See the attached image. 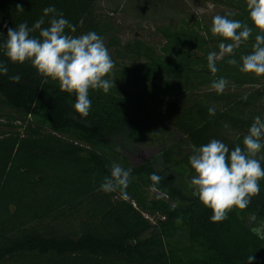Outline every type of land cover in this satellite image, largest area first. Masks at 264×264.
Here are the masks:
<instances>
[{"label": "trees", "instance_id": "trees-1", "mask_svg": "<svg viewBox=\"0 0 264 264\" xmlns=\"http://www.w3.org/2000/svg\"><path fill=\"white\" fill-rule=\"evenodd\" d=\"M99 1L0 0V44L8 28L31 27L53 6L75 25L70 34L100 35L114 61L112 88L90 89L92 106L81 117L75 94L45 81L30 62L11 63L0 49L8 68L0 73V264H248L251 255L252 264H264V239L252 231L264 221V180L249 207L222 222H212V211L188 194L193 146L212 139L242 146L254 118H264V76L239 70L257 31L236 50L238 65L226 56L213 76L207 56L221 39L211 26L189 18L159 30L160 47L122 43ZM208 1L252 26L246 0ZM17 74L18 83L10 79ZM221 77L228 85L217 94L210 85ZM146 142L159 143V153L131 166L125 149ZM257 158L264 167V149ZM113 163L132 170L127 199L99 190ZM152 173L161 177L158 191Z\"/></svg>", "mask_w": 264, "mask_h": 264}, {"label": "clouds", "instance_id": "clouds-1", "mask_svg": "<svg viewBox=\"0 0 264 264\" xmlns=\"http://www.w3.org/2000/svg\"><path fill=\"white\" fill-rule=\"evenodd\" d=\"M246 8L252 26L241 20L230 19L229 14H218L212 18L211 34L221 39L219 51H212L207 56V67L213 76L219 71L217 62L226 56L232 57L227 60L229 65H238L234 58L236 50L249 41L254 29L257 31L255 42L250 53L240 56L239 70L258 77L264 76V0H246ZM16 10L24 12L21 4H17ZM49 16L47 26H44L45 17ZM75 31V25L65 19L63 13L49 6L43 9V15L31 27L27 22H22L15 28H8L0 49H3L11 63L30 62L45 81L50 79L58 82L61 92L75 94V112L87 117L92 106L90 89L107 93L113 86V81L107 77L114 68V61L100 35L94 31L79 36L70 34ZM37 32L38 35H33ZM0 73H8L3 62H0ZM20 78L18 74L10 77L17 83ZM227 85L228 81L221 77L214 79L210 87L217 94H223ZM208 112L214 115L215 108H209ZM225 127L228 125L225 124ZM262 149L264 118L260 116L254 118L243 137L242 146L237 144L230 149L218 139H212L199 147L193 146L189 165L194 175L191 176L189 187L193 190L192 195L212 211V222L228 219L233 209L248 208L252 199L260 194L259 182L264 180V167L257 157ZM131 171L119 163H113L110 175L103 178L99 190L104 193L118 192L123 199H127ZM149 179L152 190L158 191L156 186L161 177L152 173ZM255 219L253 215L251 220ZM252 231L264 239V221ZM247 260L248 264H252L254 255Z\"/></svg>", "mask_w": 264, "mask_h": 264}, {"label": "rangeland", "instance_id": "rangeland-1", "mask_svg": "<svg viewBox=\"0 0 264 264\" xmlns=\"http://www.w3.org/2000/svg\"><path fill=\"white\" fill-rule=\"evenodd\" d=\"M98 11L112 19L113 34L122 43L142 40L155 47H160L162 42L159 30L180 26L189 18L198 19L203 24L211 26L212 18L215 15L233 14V11L227 7L213 4L208 0H171L155 4L145 0H100ZM164 143L166 145L173 144L170 139ZM160 149L159 143L146 142L131 146L125 151L131 166L134 167L157 156ZM261 158H263L262 155ZM180 182L186 185L188 179L181 177ZM192 191L189 187L190 197H194ZM149 220L152 224L156 222L155 219Z\"/></svg>", "mask_w": 264, "mask_h": 264}]
</instances>
